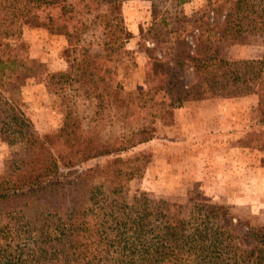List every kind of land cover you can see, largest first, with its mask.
I'll use <instances>...</instances> for the list:
<instances>
[{
  "label": "trees",
  "instance_id": "16d2710c",
  "mask_svg": "<svg viewBox=\"0 0 264 264\" xmlns=\"http://www.w3.org/2000/svg\"><path fill=\"white\" fill-rule=\"evenodd\" d=\"M123 1L0 0V137L20 149L0 174V264H264V228L234 225L221 206L129 199V168L136 159L122 154L153 140V126L105 136L85 131V120L98 127L105 113L110 125L137 116L103 67L125 43L118 12ZM224 4L216 8L222 33L264 40V0H230L222 14ZM31 20L67 41L72 68L50 75V87L79 85L76 91L92 102L90 117L71 105L62 126L44 135L14 99L18 85L34 73L22 39ZM98 27L103 45L96 50L99 41L89 34ZM185 60L193 83L180 80L184 64L157 62L159 85L141 94L162 92L178 108L188 101L258 94L264 124V53L236 62L216 51L187 54ZM96 159L104 163L84 167Z\"/></svg>",
  "mask_w": 264,
  "mask_h": 264
},
{
  "label": "rangeland",
  "instance_id": "374dc122",
  "mask_svg": "<svg viewBox=\"0 0 264 264\" xmlns=\"http://www.w3.org/2000/svg\"><path fill=\"white\" fill-rule=\"evenodd\" d=\"M229 1L124 0L118 12L124 21L125 43L113 59L105 58L103 67L111 70L115 91L130 104L129 113L137 116L127 121L122 116L110 125L105 113L98 127L87 119L84 128L105 136L146 124L154 127L153 140L122 154L123 159H136L129 168V199L221 206L234 225L260 231L264 228V124L260 123L259 95L188 101L178 108L162 92L141 94L159 85L157 62L170 67L184 64L180 80L189 84L194 76L185 60L187 54L216 51L230 62L262 57V38L222 33L223 18L216 8L226 2L225 13ZM100 33L98 27L89 34L99 41L96 50L101 45ZM22 39L34 73L18 85L14 99L37 132H56L71 105L90 117L92 102L76 91L79 85L50 87L48 83L50 75L72 68L65 37L50 34L31 20L24 25ZM19 150L0 137V174ZM95 163L102 164L104 159L84 167Z\"/></svg>",
  "mask_w": 264,
  "mask_h": 264
}]
</instances>
